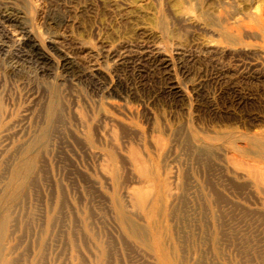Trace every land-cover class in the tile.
I'll use <instances>...</instances> for the list:
<instances>
[{
  "label": "rangeland",
  "instance_id": "1",
  "mask_svg": "<svg viewBox=\"0 0 264 264\" xmlns=\"http://www.w3.org/2000/svg\"><path fill=\"white\" fill-rule=\"evenodd\" d=\"M0 28L7 264H264V0H0Z\"/></svg>",
  "mask_w": 264,
  "mask_h": 264
},
{
  "label": "bare ground",
  "instance_id": "2",
  "mask_svg": "<svg viewBox=\"0 0 264 264\" xmlns=\"http://www.w3.org/2000/svg\"><path fill=\"white\" fill-rule=\"evenodd\" d=\"M3 13V12H2ZM5 13V12H4ZM7 13V12H6ZM22 14V13H21ZM8 15V14H7ZM1 17H3V14H2V16ZM24 19V18H23ZM3 20V19H2ZM5 20V19H4ZM3 20V21H4ZM7 20H10V18H9V16L7 17ZM14 20V19H13ZM12 20V21H13ZM6 21V20H5ZM2 22V21H1ZM4 23H6V22H4ZM12 24V23H11ZM17 24V23H16ZM20 24V23H19ZM7 25V24H6ZM22 25V24H21ZM17 26V25H16ZM23 26H25V25H23ZM22 26V27H23ZM5 27V26H4ZM21 27V26H20ZM1 29V28H0ZM26 29V28H25ZM2 30V29H1ZM24 30V29H23ZM29 30V29H28ZM4 30H2V32H3ZM1 32V31H0ZM23 32V31H22ZM26 35H27V39H30L29 41H32V37L30 36V34H29V32L28 31H26V32H24ZM1 34V33H0ZM15 39V38H14ZM28 41V40H27ZM34 41V40H33ZM1 43V42H0ZM18 43V42H17ZM27 42L26 41H24V44H26ZM29 43V42H28ZM31 43V42H30ZM26 46V45H25ZM29 48V47H28ZM3 49V48H2ZM19 54V53H18ZM34 56V55H33ZM46 63V62H45ZM35 64V63H34ZM93 72V71H92ZM91 72V73H92ZM97 73H98V71H97ZM90 74V73H89ZM92 74H94V73H92ZM95 74H96V72H95ZM94 74V75H95ZM99 74V73H98ZM97 75V74H96ZM100 75V74H99ZM87 77H88V75H87ZM89 77H91V76H89ZM92 78H94V77H92ZM101 78V77H100ZM101 80V79H100ZM94 81V80H93ZM94 83V82H93ZM100 83V82H99ZM96 84V83H95ZM96 86V85H95ZM103 86V85H102ZM101 86V87H102ZM98 87H99V85H98ZM100 88V87H99ZM9 217L10 216H8V215H4L3 216V218L1 217L0 218V240L3 238V230H5V228H6V226H7V224H8V221H9ZM3 256H4V253H2V249L0 248V259L1 260H3L4 262L3 263H1V264H7L8 262H9V259H6V258H3ZM161 258H162V256H161ZM101 260V259H100ZM100 262V261H99ZM98 262V263H99ZM11 263V262H10ZM102 263V262H101ZM161 264H166V262H165V260L164 259H162L161 260Z\"/></svg>",
  "mask_w": 264,
  "mask_h": 264
}]
</instances>
